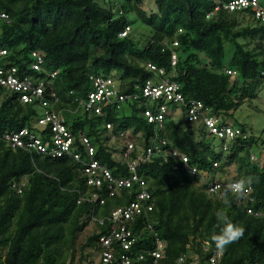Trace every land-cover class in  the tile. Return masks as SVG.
Listing matches in <instances>:
<instances>
[{
	"label": "trees",
	"instance_id": "1",
	"mask_svg": "<svg viewBox=\"0 0 264 264\" xmlns=\"http://www.w3.org/2000/svg\"><path fill=\"white\" fill-rule=\"evenodd\" d=\"M149 1L156 8L148 13L142 8L144 0H0V11L8 16L0 19V48L8 52L7 66L15 67L20 78L43 76L31 69L36 52L43 70H57L45 95L54 92L57 101L51 106L61 110L76 138L72 154L54 158L6 145L3 135L24 127L44 141L52 132L50 124H38L41 108L36 100L22 103L18 92L0 85V264H103L99 240L110 229L108 218L114 209L135 201L139 183L110 196L106 182L100 188L87 185L72 155L83 154V134L96 148L95 159L113 177H128L127 167L117 160L122 145L110 136L128 134L129 129L135 141L132 157L145 151L157 133L167 147L187 155L189 167L199 172L193 177L174 158L153 156L140 164L137 173L151 196L152 210L125 222L134 237L131 250L144 255L134 264H153L156 238L163 246L158 264H177L182 256L181 264H209L214 253H220V264H264V136L250 134V124L229 122L245 103L264 112L252 104L264 89V22L250 8L214 11V0ZM257 1L264 8V0ZM138 20L146 29L133 34L131 25ZM126 26L129 32L120 36ZM91 76L111 77L119 89L117 98L138 93L136 86L147 80L176 81L186 103L201 102L220 126L239 129L240 134L232 140L209 136L202 120L190 122L187 108L171 102L161 126L148 123L141 111L146 105L156 110L157 104L142 97L118 103L113 96L102 115L89 113L75 98L93 89ZM254 148L261 164L252 161ZM232 163L236 175L224 182L258 178L249 203H238L232 193L225 194V187L221 199L208 191L207 183L223 181L216 174ZM93 194L99 195L96 200H91ZM218 210L245 228L223 251L212 239L223 227ZM113 247L119 248L116 243Z\"/></svg>",
	"mask_w": 264,
	"mask_h": 264
},
{
	"label": "built area",
	"instance_id": "2",
	"mask_svg": "<svg viewBox=\"0 0 264 264\" xmlns=\"http://www.w3.org/2000/svg\"><path fill=\"white\" fill-rule=\"evenodd\" d=\"M217 5L214 11L219 9H226L228 11H235L240 9L250 8L254 11L255 19L264 22V8L258 5L257 0H214ZM209 16V14L207 15ZM8 16L0 11V19H6ZM129 27L120 33V36H125L129 32ZM176 45V42H174ZM8 52L4 48H0V85L5 89L15 90L19 93L20 101L22 103L33 102L36 100L41 108V115L38 119V124L45 126L50 124L52 135L49 141H44L39 135L27 128H21L16 132H9L3 135V140L6 145L11 148H21L24 150H31L38 152L42 156L61 157L64 154H72V145L75 144L76 138L73 136L67 125L65 124L64 116L61 110L52 108V104L57 101L55 99L54 92L49 95H45L46 89H50L51 82L49 77H55L57 70L46 72L43 70L41 63L42 58L36 52L31 54V69L36 70L39 73H43V76L31 78L26 76L20 78L16 76L17 69L15 67H8V61L5 59ZM176 64V56L172 54V65ZM147 66L151 70L157 68L150 63ZM162 73L161 70H158ZM229 73H232L229 71ZM93 89L90 90L86 97H76L75 101L79 103L85 111L97 115L103 114V107L110 105L113 102V96L117 98L119 89H116L111 77L103 76H91ZM137 91L131 95H119L117 102L120 103L127 99L137 100L140 97L146 99L150 103H156L157 109L153 110L150 106H145L141 111V114L147 120L148 123H154L161 126L165 114L169 111L168 103H175L187 108L188 120L195 122L202 120L207 128L208 135L217 138H224L226 140H232L240 134L239 129L232 128L230 126H220L218 118L211 117L207 113V108L204 105L195 100L185 102V98L180 92V84L170 79H162V81L154 83L151 80H147L142 87L136 86ZM108 129L111 128V124H106ZM125 133L119 132L110 136L113 141H120L123 144V151L121 161L127 167L130 172V176L115 178L111 170L104 164H101L95 159L96 148L90 142L89 138L85 135H80L81 145L83 146V154L81 151L73 153V158L81 165V172L85 176L87 185L100 188L103 182L108 184L109 195L113 196L117 194L121 188H128L134 181H138L140 191L136 195L135 201H131L126 206L114 209L108 218L111 222L110 229L107 234L100 237L101 247V263L103 264H134V262L142 261L144 259L143 254H136L131 250L134 242L133 233L127 228L126 223L134 219L136 215L143 214L147 216L148 212L152 210L151 196L145 187V182L141 179V175L137 173L140 164L149 160L153 156L160 158H174L185 164L189 174L193 177L198 176V168L188 165L189 158L176 148L167 147V141L165 139L158 138L156 133L151 138V145L142 150L135 157H132V153L135 151V144L133 141L127 139ZM225 149V147L223 148ZM85 156V158H83ZM217 166V163L214 164ZM205 174L208 175L206 171ZM234 182V181H232ZM232 182L224 181H209L208 191L217 194L220 199L222 198L221 190L223 187ZM15 186V185H13ZM21 188L17 191L20 192ZM251 191L244 198H237L235 200L240 202L249 203L253 200ZM98 194H93L91 200H96ZM248 213H253L255 216H259L258 212H253L252 208H247ZM103 219L100 223H103ZM114 243L119 248L113 247ZM162 242L156 238V248L151 252L153 264H158L162 257ZM220 253L212 254L208 262L209 264H220ZM184 257H179L176 261L177 264H181ZM259 264V263H249Z\"/></svg>",
	"mask_w": 264,
	"mask_h": 264
},
{
	"label": "rangeland",
	"instance_id": "3",
	"mask_svg": "<svg viewBox=\"0 0 264 264\" xmlns=\"http://www.w3.org/2000/svg\"><path fill=\"white\" fill-rule=\"evenodd\" d=\"M142 8L147 11L148 13L152 10V8H156L153 1H149V0H144ZM133 15H131L132 17ZM131 30L133 34H139L141 32H143L146 29V26H144L139 20L135 21L132 25H131ZM229 45L227 44L225 48H227V50ZM229 54H231V51H228ZM253 105H256L257 107H260L261 109L264 110V89H262L259 92V97L258 99H256L253 103ZM248 104H243L241 106V108H238V110L234 113V117H230L229 122L230 123H234V121H239L240 123H247L251 125V129H249V133H253L255 135H263V129H264V112L262 113H257V111L252 110V108L250 109L248 106ZM128 133H131V130H128ZM216 140V139H215ZM218 141V140H217ZM217 141H215L214 143L217 144ZM257 149L254 148L253 153H252V161H256L257 159L254 158L256 156V151ZM262 157V156H260ZM258 162V161H256ZM259 164H261V162H258ZM236 165L234 163L228 165L226 168L224 169H220L218 171V173L216 174L217 177H219L220 175L222 176L221 179L223 181L233 178L236 175ZM201 174L203 175L204 173L201 172ZM80 239L82 241L85 240L84 236L81 235ZM99 259V256H98ZM97 260V257H96Z\"/></svg>",
	"mask_w": 264,
	"mask_h": 264
},
{
	"label": "clouds",
	"instance_id": "4",
	"mask_svg": "<svg viewBox=\"0 0 264 264\" xmlns=\"http://www.w3.org/2000/svg\"><path fill=\"white\" fill-rule=\"evenodd\" d=\"M124 135L130 141H133V139L129 136V133ZM133 142L135 144V141ZM120 144L122 145V149L119 150V156L117 160L122 163L121 154L124 146L122 142ZM254 181L258 182V178H253L251 176L240 178L239 180L229 183L226 186L225 194L230 192L237 198H244L251 191V186ZM216 216L218 224L223 225V227H221L219 233L215 234L212 239L216 244L217 249L223 251L226 247L233 244L244 235L245 228L240 224L233 223L227 213H225L223 210H218Z\"/></svg>",
	"mask_w": 264,
	"mask_h": 264
}]
</instances>
